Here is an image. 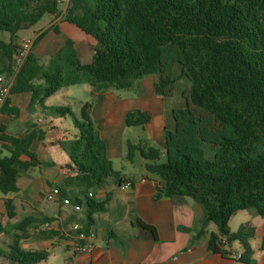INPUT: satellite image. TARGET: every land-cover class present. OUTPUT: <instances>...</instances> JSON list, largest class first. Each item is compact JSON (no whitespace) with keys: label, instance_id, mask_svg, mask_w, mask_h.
I'll return each instance as SVG.
<instances>
[{"label":"trees","instance_id":"16d2710c","mask_svg":"<svg viewBox=\"0 0 264 264\" xmlns=\"http://www.w3.org/2000/svg\"><path fill=\"white\" fill-rule=\"evenodd\" d=\"M46 14L62 16L92 35L97 41L93 59L82 62L72 38L47 67L31 50L11 94L30 93L34 105L63 87L91 86L92 99L82 105L79 116L69 106L52 108L59 116L71 115L78 130L64 145L75 172L58 187L62 200L70 198L86 207L88 221L83 230L90 233L96 213L107 209L108 199L98 200L93 191L103 188L111 177L120 185L125 182L93 119L94 97L110 89H134L148 75L156 76L160 95L173 96L176 81L187 77L186 106L173 109L175 128L165 129L164 151L128 141L126 159L133 161L137 153L144 158L148 175L159 181L157 198L187 195L201 205L203 218L195 239L213 222L218 232L210 236L211 251L228 255L222 241H239L241 260L258 264L250 243L254 227L244 224L232 232L230 220L249 208L264 217V0H70L64 12L59 0H0V30L11 37L1 44L10 60L1 73L12 70L17 33ZM45 35L46 31L39 34L34 45ZM177 64L182 70L175 76ZM2 112L19 116L22 110L10 106L9 97ZM150 119L148 112L136 108L127 113L126 124L144 126ZM39 137L38 129L22 138L0 135L2 192L17 190L6 182L7 170L29 171L39 162L32 149ZM203 142L218 147L213 158L206 156ZM33 222L25 218L17 224L21 237H28ZM137 222L155 231L140 219ZM21 237L11 245L9 258L18 264H39L47 258L48 251L23 249Z\"/></svg>","mask_w":264,"mask_h":264},{"label":"crops","instance_id":"0c3cea01","mask_svg":"<svg viewBox=\"0 0 264 264\" xmlns=\"http://www.w3.org/2000/svg\"><path fill=\"white\" fill-rule=\"evenodd\" d=\"M59 2L62 6V1ZM67 7L68 4L63 12ZM46 15L49 18L32 37L36 38L46 31L43 39L32 47L39 63L47 67L68 38L75 41L81 61L90 62L95 54L96 39L76 24L63 20L62 16ZM9 41L0 39V71L10 65L1 45ZM14 43L16 46L21 44ZM40 82L42 79H36V83ZM155 82L156 76L148 75L128 92L110 89L94 97L93 119L107 143V153L114 168L116 160L126 158L127 143L131 140L125 134L132 127L126 124V115L132 109L138 108L151 115L149 122L139 126L147 143H159L166 147V115L174 106L169 104L167 107V97L157 92ZM76 85L81 87L72 89ZM56 94H62L64 99L54 102ZM9 97L10 106L19 107L22 113L12 116L1 112L0 135L4 133L22 138L38 129L40 137L35 139L32 149L39 162L29 171L7 170L5 174L6 182L17 190L8 193L0 190V264H18L6 254L15 239L23 234L17 224L25 218H32L34 222L28 226V237H21V247L48 251L47 258L39 264H247L241 259L210 250V236L218 232V226L213 222L203 235L194 238L203 218L201 205L187 195L157 198L159 181L148 175L144 158L139 153L130 162L139 160L142 167L140 174L129 176L115 168L122 172L125 181H133L132 187L122 189L118 179L111 177L103 188L93 191L98 200L108 199L107 209L96 213V221L90 229L95 247L82 253L76 252L74 245L78 237L73 225L78 222L82 229L85 227L87 209L85 206L75 209L72 200L69 204L60 198L49 200L48 194L60 186L69 173L75 172L70 167V157L64 145L75 138L78 130L71 115L59 116L53 113L52 108L69 106L79 116L82 105L92 99L91 86L87 83L66 86L49 96L44 103L36 102L34 105H31L30 93H12ZM71 101H76L75 108L71 106ZM3 145L0 140V147ZM2 152L9 154L6 149ZM138 219L154 227L155 231L142 226ZM244 224L254 227L250 243L258 264H264V217L254 208L241 210L230 220L231 231H238ZM48 229L56 234H49ZM222 245L228 251L243 252L239 241L223 240Z\"/></svg>","mask_w":264,"mask_h":264},{"label":"rangeland","instance_id":"374dc122","mask_svg":"<svg viewBox=\"0 0 264 264\" xmlns=\"http://www.w3.org/2000/svg\"><path fill=\"white\" fill-rule=\"evenodd\" d=\"M61 7L62 9L66 6V4L69 5L70 0H61ZM68 2V3H67ZM49 18V15L44 16L38 23L37 25H34L32 28L27 29V30H21L18 33V36L15 38V41L18 43H21L23 41L22 38H31L35 34V30H38L45 24V19L47 20ZM0 39L1 40H10V32L5 31V30H0ZM182 70V65L177 64L174 69V75L178 76ZM190 86V79L187 77L180 78L176 81L175 83V93L172 96L167 97V107H169V104H172L174 108L178 107H185L186 106V98H185V92ZM75 88L72 89H79L81 86H73ZM121 92H128L130 90L128 89H120ZM59 99H64L62 94H56L55 98H53L54 102H57ZM73 108H75L76 101H71ZM80 114V113H79ZM166 123H167V128L172 130L175 128V120L173 116V109L167 111L166 115ZM125 137L127 139L130 138V140L134 143L138 142H144L147 143L148 141L146 140L145 135L142 133V129L139 126H132L131 130H129L126 134ZM127 141V140H126ZM152 146L159 147L164 151V148L161 146V144L156 143L153 144L151 143ZM203 147L206 151V156L208 158H213L218 150V147L212 145L211 143L208 142H203ZM127 152V150H126ZM139 159V158H138ZM164 160V156H163ZM139 161V160H138ZM136 161L135 163L130 162L127 160L125 157L116 160L115 161V168L121 170L122 172L126 173L129 176H134L135 174H140L142 167L139 165V162ZM260 243H262V239H260Z\"/></svg>","mask_w":264,"mask_h":264},{"label":"built area","instance_id":"2783aa9c","mask_svg":"<svg viewBox=\"0 0 264 264\" xmlns=\"http://www.w3.org/2000/svg\"><path fill=\"white\" fill-rule=\"evenodd\" d=\"M35 38H24L21 44L17 45L13 52V66L10 73L0 72V113L2 112V109L9 98L11 94V87L15 81V78L20 71L21 67L23 66L25 60L27 59L30 51L32 50V47L34 45ZM133 182L128 180L123 182L120 187L122 189H128L132 187ZM60 188L56 187L54 188L49 194L48 199L49 200H55L60 198ZM61 199V198H60ZM64 202L69 204L71 203L70 198H65ZM75 209L80 210L83 206H79L77 204L74 205ZM46 226H49V223L46 224ZM73 228L77 231V237L78 241L74 245V250L78 253H82L88 250H91L95 247V243L93 240V235L91 233H87L84 231L80 225V223H75L73 225ZM229 257L233 259H241L242 253H237L234 251H228Z\"/></svg>","mask_w":264,"mask_h":264}]
</instances>
